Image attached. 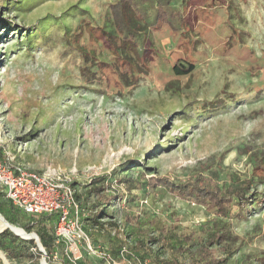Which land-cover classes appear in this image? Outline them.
<instances>
[{
    "label": "rangeland",
    "instance_id": "1",
    "mask_svg": "<svg viewBox=\"0 0 264 264\" xmlns=\"http://www.w3.org/2000/svg\"><path fill=\"white\" fill-rule=\"evenodd\" d=\"M112 2L0 0V161L38 173L74 175L85 213L101 198L90 191L103 178L104 195L111 197L101 220L106 226L94 230L83 224L88 233L98 232L96 246L114 253L124 243L140 263L194 264L190 253L172 255L160 243L151 245L153 230L144 223L175 226L177 237L199 235L212 216L161 187L142 184L150 177L183 182L208 167L220 181L250 177V154L241 152L264 151V0L232 1L227 20L232 35L219 33L226 21L223 9L216 12L221 18L212 9L201 10L203 0H189L192 10L199 8L198 20L190 18L195 29L190 36L199 39L195 54L181 52L191 49L186 39L156 32L159 56L149 74L125 91L110 87L116 84L112 76L106 78L112 80L109 86L102 85L94 67L86 68L63 39L84 12L101 23ZM183 59L195 63L194 71L179 77L171 66L180 62L185 68ZM251 192L230 221L238 240L216 253L225 264H264L259 260L264 258V182L255 181ZM23 218L32 220L35 233L37 217ZM27 251L34 253L31 245L17 242L3 264L32 263ZM42 258L37 257L39 264ZM63 260L68 261L59 254L46 262ZM78 263L105 264L91 255Z\"/></svg>",
    "mask_w": 264,
    "mask_h": 264
},
{
    "label": "trees",
    "instance_id": "2",
    "mask_svg": "<svg viewBox=\"0 0 264 264\" xmlns=\"http://www.w3.org/2000/svg\"><path fill=\"white\" fill-rule=\"evenodd\" d=\"M203 1L206 4L202 5L201 10H204V8L212 9L215 16L221 17L216 12L223 9L226 14V21L220 27L219 33L226 31L225 34L232 35L233 29L227 28L229 22L227 20L230 15L228 8L233 0ZM188 4L189 0H114L107 6L102 15L101 23H96L89 15L84 14L86 12L81 14L79 24L74 29L64 31L65 46L80 57L86 68L94 67V72L98 75L102 85L109 86V82L112 80L106 78L112 76L117 85L110 86L111 88L116 90L120 88L123 91L129 90L138 84L141 77H146L149 74L152 69L151 64L159 56L154 51V34L156 32L169 31L172 34H177L179 38L186 39V42L191 45V49L189 48L188 51L183 49L181 52L195 54V46L199 44V39H195L196 34H193V37L190 36L195 30L190 24V18L192 23L198 20L196 10L199 8L192 10ZM193 11V16L189 15V12L193 13ZM209 22L208 27H212V24L215 25L214 20L210 19ZM38 34H40V31ZM171 43L175 44L173 41ZM183 44L186 47V44ZM183 62L186 63L185 68L180 67V62L171 66L176 76L185 77L194 71V62L186 59H183ZM252 150L248 147L241 152L244 155L250 154L251 172L250 177L246 179L236 178L220 181L218 172L208 167L183 182L174 181L167 177H150L143 181L142 187L151 190L161 187L171 196L181 201L192 202L204 207L206 212L212 216L211 220L201 225L198 230L199 235L197 232H190L177 237L173 233L176 229L175 226H168L155 221L144 223L146 226L148 225L150 230H153L148 242L151 245L160 243L161 249L169 250L172 255L190 253L195 258L194 264H225L226 258L218 257L216 253L223 245L238 240V237L232 233L230 221L235 213L243 209L251 199L252 186L255 181L264 182V151ZM251 151L252 153H250ZM103 180V178L97 179L94 182V184L99 183V185L93 187L90 192L97 197L101 196V198L93 203L92 210H89L88 213H85L86 211L79 200V194H76V199L81 207L82 223L84 224L87 221L94 230H100L106 226L101 220L107 215L106 205L111 201L110 196L104 195L106 189ZM72 186H75V183ZM112 188L114 187L112 186ZM0 197L3 198V200L0 199V214L2 217L10 225L24 230L26 233H31L32 220L26 221L23 218V215L30 214L14 207L1 191ZM30 216L37 217L35 234L46 253V259L51 261L55 251L64 259L66 256L63 252V244L55 245L54 228L57 222V214ZM109 224L115 226L112 222ZM83 228L88 233L84 225ZM194 239H196V242ZM25 240H22L19 236L17 237V235L15 236L10 231L1 232L0 253L11 259L17 242L29 244L32 246L34 253L27 251L26 254L30 258H35L30 264H39L37 257H41L42 253L38 250L34 241H31V239L29 241ZM123 244L117 249L116 254L111 252L110 254L115 258H119V250ZM128 252L126 258L132 264H147L140 263L129 249ZM259 260L264 263V258ZM63 261L64 263L61 264H70L69 261ZM171 262L174 263L169 264H178L174 259ZM3 263L0 257V264Z\"/></svg>",
    "mask_w": 264,
    "mask_h": 264
},
{
    "label": "built area",
    "instance_id": "3",
    "mask_svg": "<svg viewBox=\"0 0 264 264\" xmlns=\"http://www.w3.org/2000/svg\"><path fill=\"white\" fill-rule=\"evenodd\" d=\"M74 183V175L38 173L11 161H0V191L14 207L33 216L57 214L55 245L63 244L69 263H78L85 252L105 264H132L126 258L128 249L125 245L119 250V258H115L105 248L92 243L83 228ZM41 253L46 257L44 250ZM58 256L55 251L52 257L57 259Z\"/></svg>",
    "mask_w": 264,
    "mask_h": 264
},
{
    "label": "water",
    "instance_id": "4",
    "mask_svg": "<svg viewBox=\"0 0 264 264\" xmlns=\"http://www.w3.org/2000/svg\"><path fill=\"white\" fill-rule=\"evenodd\" d=\"M0 220H2V221H4L5 223H7V225L9 226V227H13V228H16V227H14V226H12V225H10L3 217H2V215L0 214ZM3 230H1L0 229V233L2 232ZM10 231V230H9ZM11 232V231H10ZM15 235V234H14ZM27 235H32V237H31V240H33L34 241V243L36 244V247L38 248V250L41 252V251H43V247H42V245H41V243H40V241H39V238H38V236L35 234V233H27ZM16 236V235H15ZM4 255V254H3ZM40 264H48L47 262H46V259H45V257H43L41 260H40Z\"/></svg>",
    "mask_w": 264,
    "mask_h": 264
},
{
    "label": "bare ground",
    "instance_id": "5",
    "mask_svg": "<svg viewBox=\"0 0 264 264\" xmlns=\"http://www.w3.org/2000/svg\"><path fill=\"white\" fill-rule=\"evenodd\" d=\"M1 227H5V228H8V230H10L11 232H13L15 235H18L24 239H31L32 235H27V233L24 231V230H21V229H18V228H13V227H9L7 225V223H5L4 221L1 220V223H0V228ZM2 230V229H1ZM2 255V253H0ZM4 262L7 261L5 259V257L2 255V258H1Z\"/></svg>",
    "mask_w": 264,
    "mask_h": 264
},
{
    "label": "crops",
    "instance_id": "6",
    "mask_svg": "<svg viewBox=\"0 0 264 264\" xmlns=\"http://www.w3.org/2000/svg\"><path fill=\"white\" fill-rule=\"evenodd\" d=\"M92 231H93V230H92ZM92 231H91V232L89 231V235H90L91 241H92V243H93L94 245H99L98 243L100 242V240H97L98 235H96V234H98V232H97V231L92 232ZM104 248L108 250L107 247L104 246ZM108 251H109V250H108ZM109 252H110V251H109ZM116 252H117V250H116ZM116 252H114V254H116ZM83 253H84V257H83V259L79 260L80 263H81V262H84V261H85V257L88 256V255L85 254V252H83Z\"/></svg>",
    "mask_w": 264,
    "mask_h": 264
}]
</instances>
